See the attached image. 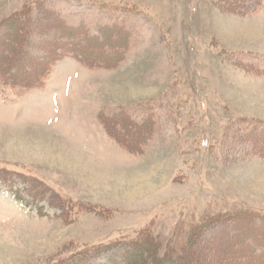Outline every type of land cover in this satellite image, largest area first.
Masks as SVG:
<instances>
[{"label":"rangeland","instance_id":"1","mask_svg":"<svg viewBox=\"0 0 264 264\" xmlns=\"http://www.w3.org/2000/svg\"><path fill=\"white\" fill-rule=\"evenodd\" d=\"M15 13L29 46L0 66V264L245 261L233 224L264 230V0H0V23ZM62 24L120 29L122 59L36 66L69 49Z\"/></svg>","mask_w":264,"mask_h":264},{"label":"trees","instance_id":"2","mask_svg":"<svg viewBox=\"0 0 264 264\" xmlns=\"http://www.w3.org/2000/svg\"><path fill=\"white\" fill-rule=\"evenodd\" d=\"M19 18H21V15L19 13H15V14L11 15L10 17L6 18L2 23H0V26H4V27L11 25V28L7 31L12 35L10 38H7V40L3 43L4 45L8 46V48H7L8 54L6 56H4V55L0 56V60L2 61V63H0V66L4 65L3 68H6V69H9V67L12 66L13 64L21 63L22 56H20V55L21 54L23 55V53L27 50V47L29 46L28 41L26 39L27 35L25 36V33H24L25 28H28L29 23H27L28 21H23V22L21 21L20 22ZM60 27L63 30L62 35L64 36L65 44H66V46L69 47V49H66L65 47H63V45L58 46L59 44H57V43L53 44L52 43L51 50H49V52H47V54H45L44 57L42 58L44 60L43 63H41L40 65L35 64L36 66H46L48 68L54 62L58 61L59 59H62L67 54H70L74 59L80 61L82 64H86L88 66H95V67H106V66L108 67V66L114 65V64L118 63L123 57L122 56L123 54L120 51V50H123V48H124V47H122V44H121V42L123 43V40L115 37V36L120 37L118 35V33L120 34V29H117L116 27H104V28L102 27V29H99L98 32L100 34H98V35L97 34H94V35L93 34H91V35L87 34V32H85L81 26L69 27V26H65L64 24H62ZM7 31H4V33ZM104 33L105 34L107 33L108 36L106 37L104 35ZM110 33L113 34L114 36L109 35ZM123 37H125V36H123ZM0 39H2V38H0ZM15 46L17 48L19 46V50L17 52L15 49ZM54 48L57 50H53ZM103 50L105 52L109 53V55H107L106 58L104 57V59H99L98 55L103 54ZM14 52L16 53V55H14ZM17 56L19 58H17ZM3 71H4V69L0 70V73H2ZM45 72H46V70H45ZM42 76H43V74L38 75V77H42ZM24 86L30 87L31 85L30 84H24ZM106 130L109 131L108 129H106ZM113 136H114V134H113ZM121 144L123 147L128 149L125 145H123V143H121ZM240 214H241V216L239 217V219H241V217H243L244 215L248 217L247 213L243 214V212L239 213V214L235 213L233 215L237 216ZM244 222H245V225H243V222H241V221L234 223L235 226L233 224V227L238 231L237 234H234L235 239L234 238L233 239H234L235 244L236 243L239 244V250L240 251H238V252H241L240 254L242 256H246L247 258L243 262H239V263L226 262L224 264H252V263H254L253 257L262 256V255L264 256V230H262V235H261V233H259L260 230H258V231L255 230V229H257L256 226H255V228H252V226L249 225L250 224L249 222H246V221H244ZM243 227H246L247 230L249 229L250 231H252L254 229L253 231H255V232H252L253 233L252 235H254V236L251 237L249 244L243 243V242H246L245 238L250 236V235H247V233L243 234V232H242ZM238 228L240 230H238ZM237 241H239V243ZM111 248H113V247H111ZM111 248L108 246V247H105L104 249L106 251H108ZM135 249H137V248H134V250ZM137 250H135V252ZM153 250H154V248H153ZM257 250L259 251V253L256 255V254H254V252ZM98 251H103V250L99 249ZM154 251L151 250V253H150L152 255L151 258L154 260L153 264H161L162 262L163 263L169 262V264H174L175 261L173 262V259H171V258H169V259L164 258L163 261L157 260L156 257L153 255ZM135 252L132 251L131 253H135ZM131 253H129V254H131ZM92 254H95V253L91 252L90 255H88V254L82 255L81 253H79L78 256L74 257L69 263H66L64 261H60V262L56 261L53 264H82V263L84 264L87 257L94 259V255L92 256ZM88 261H87V263H88ZM194 262L195 261H190V262L187 261V262H184L182 264H196ZM145 263H146V259H143L141 264H145ZM128 264H130V263H128ZM131 264H134V262ZM178 264H180V263H178Z\"/></svg>","mask_w":264,"mask_h":264}]
</instances>
